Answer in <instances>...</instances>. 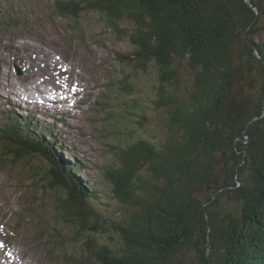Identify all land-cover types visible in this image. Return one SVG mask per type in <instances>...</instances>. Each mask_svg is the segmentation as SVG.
<instances>
[{"label":"trees","instance_id":"1","mask_svg":"<svg viewBox=\"0 0 264 264\" xmlns=\"http://www.w3.org/2000/svg\"><path fill=\"white\" fill-rule=\"evenodd\" d=\"M256 1L59 4L66 12L76 3L100 13L109 28L132 23V64L155 73L149 104L163 116L161 139L132 132L117 148L107 190L128 209L119 221L89 208L90 201L100 209L99 192L86 182L94 196L84 193L73 176L69 200L55 199L70 217L67 223L90 233L86 252L95 264H264V7ZM177 62L192 71L186 93L176 88ZM123 85L130 82L121 78L120 88L127 89ZM26 123L13 111L0 127L47 161L53 133ZM63 162L78 173L69 160ZM109 234V242L101 243Z\"/></svg>","mask_w":264,"mask_h":264},{"label":"rangeland","instance_id":"2","mask_svg":"<svg viewBox=\"0 0 264 264\" xmlns=\"http://www.w3.org/2000/svg\"><path fill=\"white\" fill-rule=\"evenodd\" d=\"M65 1L0 0V114L6 119L4 114L9 109L27 113L20 107L18 100L13 102V97L23 100L29 95V98L34 99L37 93L31 90L32 84H37L42 94V91H47L44 88L54 90L56 84H65L62 72L69 81L73 79L71 89H74L78 102L74 97L68 98L65 92L57 99L66 101L68 111L59 107L54 113L42 112L50 116L43 114V119L34 116L31 124L28 123L30 127L40 129L42 127L38 123L45 121L43 130L54 136L53 140V136L48 134V137L51 136L49 139L57 141L59 145H66L68 150L76 148L71 159L66 149L58 145L62 155L60 162L65 163L63 159L66 158L77 163L79 175L83 179L88 176L84 180L95 184L101 191L100 195L105 193L103 206L99 204L105 214L98 208L100 212L110 221L117 222L128 209L114 200L113 193L107 190L103 170L115 165L118 146L120 148L124 142L127 143L132 132L153 142L163 137L164 128L161 126L163 116L154 114L151 105L141 111L136 108L125 111L118 105L119 101L113 100L114 91L121 93V100H128L129 105L140 103L142 98L149 102L147 93L150 92V85L155 84L156 77L153 71L148 74L141 70L135 71L116 58L118 53L128 54L133 50L124 35L132 31L131 22H120L118 27L121 32H118L105 24L100 13L88 9L84 11L83 8L75 7L76 3L66 12L59 5ZM256 2L264 7V0ZM80 3L83 6L82 0ZM25 49L29 52L33 50V53H27ZM54 60L57 65H54ZM175 66L179 75L176 88L186 93L192 87V71L183 62H177ZM61 78L64 80L61 81ZM121 78L130 82V87L123 85L127 89H121ZM11 82L22 85L28 91L13 89ZM71 101L77 103L75 110ZM43 108L55 110L44 102ZM149 114L150 122L139 126ZM51 122L57 125L56 128ZM65 122L70 128L66 134L60 129L63 127V131H66ZM61 138L66 141H60ZM35 162L39 167L28 160L17 162L10 156H0V219L4 221L3 231L6 225L8 227L2 234L4 242L7 245L16 244L23 260H31L32 264H78L86 239L85 232L57 217L55 199L60 196V192L53 185L49 188L43 173L47 171L46 162ZM6 184L11 185L14 191L2 187ZM27 203L30 204L28 207L23 206ZM14 232L16 237L7 240L6 234L13 236ZM110 236L102 237L101 243H108Z\"/></svg>","mask_w":264,"mask_h":264},{"label":"bare ground","instance_id":"3","mask_svg":"<svg viewBox=\"0 0 264 264\" xmlns=\"http://www.w3.org/2000/svg\"><path fill=\"white\" fill-rule=\"evenodd\" d=\"M17 42V41H16ZM15 44V43H14ZM18 44V43H17ZM35 47V46H34ZM25 51L27 52V53H33V50L32 51H30L29 52V50L28 49H25ZM47 56V55H46ZM50 59H51V57H50ZM49 62V61H48ZM70 80V79H69ZM68 80V81H69ZM72 84H73V79H71V81H69V82H66V84H64L67 88H69L70 86H72ZM64 85H61V84H56L55 85V89L54 90H50V89H47V88H44L45 90H47V91H42V94H40V89H39V87L37 86V84H32L31 85V90H33V92H36L37 94H35L34 96H33V98L34 99H31V98H29V95H28V97H26L25 99H16L15 97H13V101L15 102L16 100H18L19 101V103H21L20 104V107L21 108H23V109H25L26 111H27V107L30 105V106H32L34 109H36L37 111H39V112H50V113H54V112H56V110H58V108L59 107H64V109L66 110V111H68L67 110V108H66V101L65 100H63V98L61 99V100H59V99H57V96H59V95H61V94H63V93H65V90L64 89H62V87L64 86ZM11 87L13 88V89H16V88H23V89H26V88H24L22 85H17L16 83H14V82H11ZM64 90V91H63ZM26 91H28L27 89H26ZM117 93V94H116ZM39 94V95H38ZM114 94H115V97L113 98V100L114 101H119L120 100V98H121V93H118V92H115L114 91ZM26 95H27V93H26ZM34 100V101H33ZM43 102L46 104V105H48V106H51L52 107V109H55V110H51V109H48V108H43ZM16 112L17 114L19 113L20 115H23L24 117H25V119L27 120V123H28V121H29V119H28V116H27V113H21V112H19V111H17V110H14V109H9V111L8 112H6L5 114H4V116L6 115H8V114H10L11 112ZM37 113V112H36ZM43 114H45V115H47L46 113H42V116H43V118H44V115ZM48 117L50 116V115H47ZM1 120L2 119H0V122H1ZM26 123V124H27ZM38 125H39V123H38ZM67 125H69L68 124V122H65V128H66V131H63V127H60V129H61V131L63 132V133H68L69 131H70V128L69 127H67ZM31 129V128H30ZM43 131H45V130H43ZM59 131V130H58ZM6 133V138H7V140L8 141H10V142H12V143H15V142H21V141H19V139H18V137H17V135H14V134H12V133H10L9 131H6L5 132ZM64 134V135H65ZM69 134H67V136H68ZM68 138V137H67ZM46 139V138H45ZM50 141V140H49ZM60 141H66V139H63L62 140V138L60 139ZM64 143V142H63ZM72 146V145H71ZM65 147L67 148V146L65 145ZM79 149V148H78ZM3 153L5 154V151H6V149H3ZM76 148L75 149H69L68 150V148H67V152L69 153V154H72V156L76 153ZM35 152H33V153H31V156L33 157V159H35V160H37V161H39V162H43L42 161V158L39 156V155H36V154H38V153H36V154H34ZM69 158H70V156H68ZM71 159H72V157H71ZM78 159V158H77ZM69 161H70V163L72 164V166L75 168L74 169V172H77V169H78V167L76 166V164H75V162L74 161H71L70 159H69ZM78 162V161H77ZM88 161H86V163H87ZM79 163V162H78ZM47 171H49L51 168L50 167H48L47 166ZM87 169V168H86ZM46 171V172H47ZM62 172H63V170H61ZM71 174H72V176L73 177H75L77 180L79 179V184L81 183V185H82V189L84 190V193H85V191L88 193L89 191H91V193H93V190L86 184V182H88V184L90 185V186H93V187H95L96 188V192H99V198H101V202H100V205H102L103 206V204H102V200L104 199V195H100L101 193V191H99L98 190V188H97V186L95 185V184H93L91 181H89L88 179H86V180H84L85 178H87L88 176H86L84 179H82V177L78 174V173H72L71 172ZM19 191V190H18ZM81 192H83V191H81ZM103 193V192H102ZM16 195V194H15ZM17 196V195H16ZM103 196V197H102ZM19 198V197H18ZM21 198V197H20ZM89 200V199H88ZM23 201V200H22ZM26 201V200H25ZM14 202V201H13ZM7 205V204H6ZM30 204L29 203H27L26 205L25 204H23V206H25V207H28ZM105 206V205H104ZM6 206H4V208H5ZM9 207V206H8ZM7 207V208H8ZM107 208V207H106ZM6 209V208H5ZM2 210V209H1ZM100 210L101 211H103L101 208H100ZM4 211V210H3ZM0 213H2L1 211H0ZM104 213V212H103ZM3 215H5V214H3ZM9 216V215H8ZM4 217V216H3ZM2 217V218H3ZM10 217V216H9ZM8 220V219H7ZM10 221H11V219H9ZM8 220V221H9ZM8 224V223H7ZM2 225H4V221L3 220H1L0 219V243H1V247H0V258L2 259V260H4V258H5V256H4V252H5V247H7L8 245L4 242V238L2 237V234H3V232H6L7 230H8V227H7V225L4 227V231H3V227H2ZM7 227V228H6ZM11 233H13V232H11ZM16 245V244H15ZM26 250V249H25ZM28 251V250H27ZM8 255H9V258L8 259H6L4 262H1L0 264H21V261H20V258L18 257V254H17V251L16 250H11V251H9L8 252ZM28 260V259H27ZM31 261V260H30Z\"/></svg>","mask_w":264,"mask_h":264},{"label":"water","instance_id":"4","mask_svg":"<svg viewBox=\"0 0 264 264\" xmlns=\"http://www.w3.org/2000/svg\"><path fill=\"white\" fill-rule=\"evenodd\" d=\"M247 1V3L249 4V2H250V0H246ZM250 5V4H249Z\"/></svg>","mask_w":264,"mask_h":264}]
</instances>
